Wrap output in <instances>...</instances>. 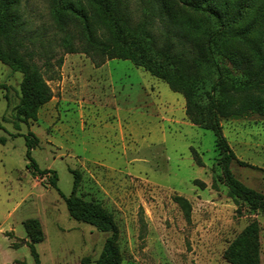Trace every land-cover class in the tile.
I'll return each instance as SVG.
<instances>
[{
	"label": "rangeland",
	"instance_id": "rangeland-1",
	"mask_svg": "<svg viewBox=\"0 0 264 264\" xmlns=\"http://www.w3.org/2000/svg\"><path fill=\"white\" fill-rule=\"evenodd\" d=\"M67 1L88 16L93 42L76 14L65 11L56 19L52 0H13L19 52L39 66L52 97L35 119L17 121L22 74L0 62V264H35L27 219H35L42 233L33 243L39 264H95L110 235L69 216L64 198L49 183L50 173L33 174L26 157L28 132L38 138L31 158L40 169L55 170L64 195L74 190L112 214L121 264H230L223 252L251 220L258 224L264 264V214L236 204L222 182H213L220 173L214 132L186 118L182 94L164 80L97 48L111 33L92 0ZM176 1L117 0L129 24L149 31L156 46L173 38L176 22L170 16L185 11ZM220 123L235 155L256 166L232 161V173L264 192V115ZM174 195L188 200V214Z\"/></svg>",
	"mask_w": 264,
	"mask_h": 264
},
{
	"label": "trees",
	"instance_id": "trees-1",
	"mask_svg": "<svg viewBox=\"0 0 264 264\" xmlns=\"http://www.w3.org/2000/svg\"><path fill=\"white\" fill-rule=\"evenodd\" d=\"M92 1L98 18L111 33L110 41L99 42L97 48L108 58L130 60L164 80L172 91L181 93L186 118L215 134L220 173H214L213 182H222L236 204L242 201L250 209L264 214V192L243 183L230 169L232 161L242 166H256L235 155L220 123L221 118L248 113L264 115V0H177L185 11L178 10L177 15L170 16L176 22L173 38L170 43L159 46L149 31L137 30L129 24L117 0ZM52 2L57 20L60 21L65 11L76 14L80 17L86 39L94 41L91 23L81 7L67 0ZM12 4L13 0H0V62L22 74L14 117L17 121H28L36 118L38 108L52 97V90L39 66L27 62L25 55L19 52ZM61 63L60 57L58 65ZM0 141L3 142L4 138ZM37 141L38 138L28 132L26 157L30 159L33 174L50 173L49 183L64 198L70 217L110 232L95 264H121L118 229L112 214L99 202L78 197L74 190L70 195H64L57 187L55 170L40 169L30 156V149ZM191 152L196 164L202 165L197 151L191 148ZM77 181L76 174L73 188ZM193 182L204 186L200 179ZM173 199L188 214V200L180 195H174ZM24 227L32 240L30 245L35 264H39L33 244L42 240L39 224L35 219H27ZM258 232L257 222H248L228 243L223 252L224 259L230 264H260Z\"/></svg>",
	"mask_w": 264,
	"mask_h": 264
},
{
	"label": "crops",
	"instance_id": "crops-1",
	"mask_svg": "<svg viewBox=\"0 0 264 264\" xmlns=\"http://www.w3.org/2000/svg\"><path fill=\"white\" fill-rule=\"evenodd\" d=\"M107 61H108V60H105L101 65L107 63ZM184 109H185V107H184ZM184 114H185V111H184Z\"/></svg>",
	"mask_w": 264,
	"mask_h": 264
}]
</instances>
